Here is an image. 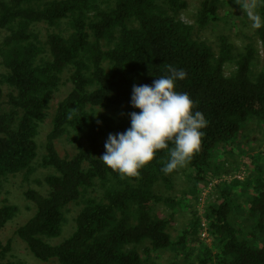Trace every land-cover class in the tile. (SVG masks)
I'll return each instance as SVG.
<instances>
[{
	"label": "trees",
	"instance_id": "trees-1",
	"mask_svg": "<svg viewBox=\"0 0 264 264\" xmlns=\"http://www.w3.org/2000/svg\"><path fill=\"white\" fill-rule=\"evenodd\" d=\"M249 3L0 0V186L19 174L45 173L35 180L40 187L22 191L32 214L14 230L37 262L149 264L174 249L182 264H264V145L244 155L247 172L228 184L215 180L202 211L192 205L189 224L172 236L173 209L189 207L191 198L199 204V182L231 174L224 156L242 151L246 128L264 127V65L257 64L264 26L244 35L245 22L235 21ZM256 11L264 17V6ZM208 29L213 42L200 38ZM240 32L237 45L233 33ZM169 65L185 71L175 90L188 93L208 121L200 149L170 174L160 171L167 149L158 150L139 178H121L98 160L107 135L123 132L128 113L139 111L129 103L132 85L151 84ZM63 139L75 146L60 151ZM178 172L189 175L188 193L157 194ZM153 204L170 209L169 216L155 214ZM70 205L77 207L72 229L52 244ZM17 212L2 201L0 231ZM11 251V239L0 238V264H13Z\"/></svg>",
	"mask_w": 264,
	"mask_h": 264
},
{
	"label": "clouds",
	"instance_id": "clouds-1",
	"mask_svg": "<svg viewBox=\"0 0 264 264\" xmlns=\"http://www.w3.org/2000/svg\"><path fill=\"white\" fill-rule=\"evenodd\" d=\"M258 6H264V0H250L246 5L254 29L264 26V17L256 11ZM185 76L182 68L169 65L167 74L151 84L132 85L129 103L139 111L128 113L130 126L123 132L107 135L105 151L98 159L104 166L121 178H139V170L158 150L167 149L168 160L160 168L164 174L191 161L200 149L208 121L201 111L194 110L188 93L175 90L176 82Z\"/></svg>",
	"mask_w": 264,
	"mask_h": 264
},
{
	"label": "rangeland",
	"instance_id": "rangeland-1",
	"mask_svg": "<svg viewBox=\"0 0 264 264\" xmlns=\"http://www.w3.org/2000/svg\"><path fill=\"white\" fill-rule=\"evenodd\" d=\"M189 10H192V6L194 5V1H189ZM245 16H244V10H237L236 14H238L239 18H236L235 21L240 23V19H242L245 22V25L240 24L239 29L242 31V34H249L251 33V30L253 29L252 27V22L249 19L247 15V9L245 10ZM184 21H188L187 17L182 15L180 16ZM223 30V28H221ZM215 32L212 29H208L206 32H203L200 34V38L202 40L208 41V42H213L215 40ZM238 37L234 35L233 37L236 39L237 45L241 44V41L243 40L241 32L240 34L238 33ZM259 64V68H262L261 66L264 65V56L263 54L260 53L259 60L257 62ZM57 98L61 97L59 94L56 96ZM49 130L48 124H44L43 127L40 129V134L37 138V144L40 146L43 143L44 140V135L45 133ZM242 137L240 138V149L235 150L236 152V157H232L230 155H225L224 156V162H229V164L232 166L231 168V174L225 175L222 174V177L220 178H214L211 179V183L206 184L203 186V183L199 182L198 188H202L200 191L201 193V199L199 201V204H196L193 201V198L190 199V205L188 206H183V207H175L173 209V224H172V230H173V235L174 238L176 237V234H178L179 231H181L185 226L189 224V218L191 216V211L193 210V207L198 208L199 212H201V206L207 201V197L209 195V188L211 186L219 181L223 180L228 184V182L231 180L232 177L236 176L238 172L243 169L244 172H247V167L243 163L244 155L249 154V155H255L258 153L262 146L264 145V127L260 126H255L251 125L250 128H246ZM66 139L61 140L59 142V150L63 151L65 150H70L72 149L75 144L69 143L65 141ZM41 148H39L40 150ZM45 173L41 169H37L35 177L34 176H29L27 179H24L22 175H16L13 177H9L6 181L1 183L0 186V205L2 204V201H6L8 204H13L17 206L18 212L14 219L10 221L5 229L0 231V238L1 239H11L12 242V251H11V256H8V259L13 263V264H43L37 262L26 250L25 245L14 235V230L15 228L22 224L23 222L26 221V219L32 214V208L28 202H26L22 196L21 193L23 190H26L27 188H38L40 187L35 180H41V177ZM241 175V174H240ZM189 175L183 172H178L175 174L173 178V186L171 188H162V185H158L156 188V193L159 194L160 196H177L179 197L180 195H183L185 192L188 193V188H189V180H188ZM217 180V181H215ZM208 192V193H207ZM207 194V195H206ZM190 196V194H189ZM193 205V207H192ZM153 212L159 216H164L168 217L170 213V209L162 206L161 204H153ZM68 213H67V221L68 223L66 224L63 233L60 235L58 238H53L50 239L49 242L52 244L60 242L65 238L68 233L72 229V218L74 217L76 213L77 207L75 205H70L68 207ZM190 241V240H189ZM189 245V244H187ZM193 258V255L191 256V259ZM177 260V261H175ZM174 262H178L179 264H182L181 259L175 256V251L174 249H169L166 251H162L157 253L156 255L154 254L152 256V259L149 261V264H173ZM45 264H55L53 262L51 263H45Z\"/></svg>",
	"mask_w": 264,
	"mask_h": 264
},
{
	"label": "built area",
	"instance_id": "built-area-1",
	"mask_svg": "<svg viewBox=\"0 0 264 264\" xmlns=\"http://www.w3.org/2000/svg\"><path fill=\"white\" fill-rule=\"evenodd\" d=\"M202 234L205 235V232H203Z\"/></svg>",
	"mask_w": 264,
	"mask_h": 264
}]
</instances>
